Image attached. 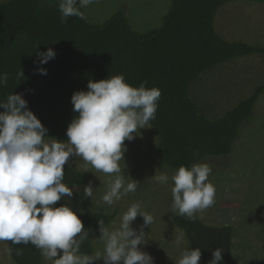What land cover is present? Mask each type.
I'll return each mask as SVG.
<instances>
[{"label":"trees","instance_id":"1","mask_svg":"<svg viewBox=\"0 0 264 264\" xmlns=\"http://www.w3.org/2000/svg\"><path fill=\"white\" fill-rule=\"evenodd\" d=\"M234 1L237 0H172L162 25L146 33L134 31L123 12L101 24L76 17L64 23L58 0L0 3V73L9 75L7 85L0 86V100L14 92L23 93L29 108L49 130L48 135L67 141V127L76 115L71 103L73 93L86 91L90 79L100 81L123 75L133 87L146 81L147 88L155 87L162 93L156 119L149 122L159 139L157 155L161 165L177 171L182 165L227 156L241 135V127L254 120L264 85L221 118H209L193 99L191 88L217 65L264 55L263 47L226 42L216 34L217 10ZM245 1L264 4V0ZM49 47L57 55L42 65L48 74H36L37 52H46ZM21 69L24 77L18 80ZM197 151L199 156L195 155ZM90 178L89 173L65 166V183L70 187L81 186ZM72 198L67 202L62 199L56 206L67 203L80 216L90 232L81 251L91 254L92 238L99 232L98 221L103 219L105 226H110L118 213L88 207L81 214L78 206L87 203L83 192ZM174 224L186 235L192 249H201L200 264H209L212 252L220 247L224 249L222 264H236L230 227H208L198 217L192 222L179 214ZM9 247L16 264L44 262L40 251L31 244L9 241ZM251 264H264V257Z\"/></svg>","mask_w":264,"mask_h":264},{"label":"clouds","instance_id":"2","mask_svg":"<svg viewBox=\"0 0 264 264\" xmlns=\"http://www.w3.org/2000/svg\"><path fill=\"white\" fill-rule=\"evenodd\" d=\"M97 0H58L61 21L70 17L86 19L81 10ZM49 47L37 52L36 74L47 75L42 65L55 59ZM24 77L21 69L17 79ZM8 73H0V86H6ZM146 81L136 88L123 75L100 81L89 80L87 90L73 93L71 103L76 113L66 130L67 141L48 135L49 130L29 108L23 93L9 94L0 100V241L31 244L52 264H155L142 246L148 233L145 228L154 217L134 202L120 216L118 226H105L98 221L102 251L91 254L81 251L89 239V230L69 204L57 203L79 193L78 185L65 183V166L76 157L97 172L110 176L102 197L112 206L137 190L138 181L126 180L121 161L126 152L125 141H132L141 129L156 119L162 95L158 88H147ZM199 156V152L195 153ZM212 168L204 162L180 166L172 175V211L195 222L196 214L216 202L217 188L210 181ZM156 184H167L169 176L161 172L151 178ZM87 198H94L91 183L83 189ZM82 214V210H81ZM143 219L139 229L133 224ZM177 237L174 243L179 246ZM223 247L212 252L209 264H222ZM19 254V253H18ZM200 248H185L177 264H200Z\"/></svg>","mask_w":264,"mask_h":264},{"label":"rangeland","instance_id":"3","mask_svg":"<svg viewBox=\"0 0 264 264\" xmlns=\"http://www.w3.org/2000/svg\"><path fill=\"white\" fill-rule=\"evenodd\" d=\"M6 1L9 0H0V3ZM171 5L172 0H97L83 12L89 22L96 24L123 12L134 31L146 33L162 25ZM214 30L226 42L264 48V4L237 0L221 5L216 12ZM263 85L264 55H254L217 65L193 84L191 94L209 118H221ZM252 122L241 127V135L234 141L229 155L200 161L212 168L209 179L216 186L217 195L215 204L196 216L208 227L231 228V252L236 264H251L264 257V93L255 106ZM134 135V140L125 141L127 150L120 163L126 180L132 178L139 184L134 193L112 206L102 200L110 176L97 172L80 158L69 161L70 166L91 176L88 183L78 186L79 192H83L89 183L94 188V198L84 196L87 203L78 206V210L86 211L90 207L109 214L118 213L108 226L111 228L118 226L120 216L132 203H142L144 210L154 217V223L144 229L148 234L143 250L154 258L155 264H177L184 249L192 247L186 235L174 224L178 213L172 211L171 177L176 171L160 164L159 139L150 124ZM161 172L169 176L167 184L158 185L151 179ZM64 200L72 201L73 198ZM142 224L143 219L137 217L133 227L139 229ZM99 236L100 232L92 238L94 252L103 250L96 240ZM181 236L177 246L174 240ZM0 264H16L9 241H0ZM43 264L52 262L44 259ZM97 264H103V261Z\"/></svg>","mask_w":264,"mask_h":264}]
</instances>
